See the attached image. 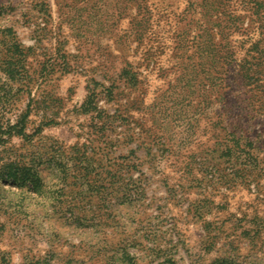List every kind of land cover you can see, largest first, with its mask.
<instances>
[{
	"label": "rangeland",
	"instance_id": "rangeland-1",
	"mask_svg": "<svg viewBox=\"0 0 264 264\" xmlns=\"http://www.w3.org/2000/svg\"><path fill=\"white\" fill-rule=\"evenodd\" d=\"M0 264H264V0H0Z\"/></svg>",
	"mask_w": 264,
	"mask_h": 264
}]
</instances>
